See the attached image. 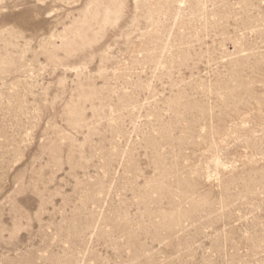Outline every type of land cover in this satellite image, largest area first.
Instances as JSON below:
<instances>
[{"label": "rangeland", "instance_id": "1", "mask_svg": "<svg viewBox=\"0 0 264 264\" xmlns=\"http://www.w3.org/2000/svg\"><path fill=\"white\" fill-rule=\"evenodd\" d=\"M0 264H264V0H0Z\"/></svg>", "mask_w": 264, "mask_h": 264}]
</instances>
